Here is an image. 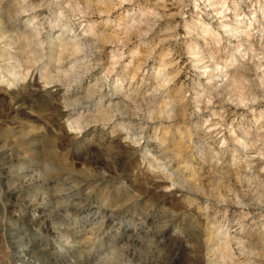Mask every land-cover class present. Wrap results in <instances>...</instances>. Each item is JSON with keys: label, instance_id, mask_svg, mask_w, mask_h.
Wrapping results in <instances>:
<instances>
[{"label": "clouds", "instance_id": "1", "mask_svg": "<svg viewBox=\"0 0 264 264\" xmlns=\"http://www.w3.org/2000/svg\"><path fill=\"white\" fill-rule=\"evenodd\" d=\"M0 264H264V0H0Z\"/></svg>", "mask_w": 264, "mask_h": 264}]
</instances>
